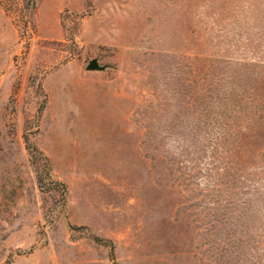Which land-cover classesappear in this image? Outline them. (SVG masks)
I'll list each match as a JSON object with an SVG mask.
<instances>
[{"label":"rangeland","instance_id":"rangeland-1","mask_svg":"<svg viewBox=\"0 0 264 264\" xmlns=\"http://www.w3.org/2000/svg\"><path fill=\"white\" fill-rule=\"evenodd\" d=\"M0 264H264V0H0Z\"/></svg>","mask_w":264,"mask_h":264},{"label":"water","instance_id":"water-1","mask_svg":"<svg viewBox=\"0 0 264 264\" xmlns=\"http://www.w3.org/2000/svg\"><path fill=\"white\" fill-rule=\"evenodd\" d=\"M99 66H98V63L96 60H91L89 65H88V68L90 69H97Z\"/></svg>","mask_w":264,"mask_h":264}]
</instances>
